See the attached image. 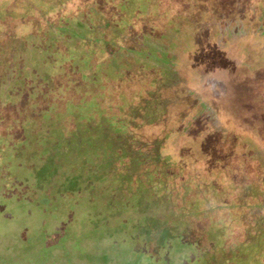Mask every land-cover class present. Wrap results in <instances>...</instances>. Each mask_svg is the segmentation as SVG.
<instances>
[{"label":"rangeland","instance_id":"374dc122","mask_svg":"<svg viewBox=\"0 0 264 264\" xmlns=\"http://www.w3.org/2000/svg\"><path fill=\"white\" fill-rule=\"evenodd\" d=\"M262 14L253 26L261 34ZM50 56L44 39L31 40L12 56L0 50V71L9 70L13 57L26 63L23 81L34 83L51 72ZM239 72L233 73L240 80L209 70L194 86L222 120L208 113L206 135L192 134L182 150L180 158L193 164L188 179H149L140 186L111 179L99 143L81 150L71 139L66 155L59 154L47 125L37 136L27 134L31 140L23 146L13 137L0 152V264H264V226L247 231L237 215H259L263 206L264 99ZM38 82L34 93L45 95ZM164 83L171 85L168 78ZM139 84L129 83L128 91L145 122L134 123L145 133L152 128L147 122L162 115L157 103L173 94L141 92ZM230 245L237 247L233 259Z\"/></svg>","mask_w":264,"mask_h":264},{"label":"trees","instance_id":"16d2710c","mask_svg":"<svg viewBox=\"0 0 264 264\" xmlns=\"http://www.w3.org/2000/svg\"><path fill=\"white\" fill-rule=\"evenodd\" d=\"M261 12L262 34L253 30ZM263 37L264 0H0V50L12 56L22 43L44 39L52 53L51 72L34 83L23 81L26 63L15 64L13 57L9 70L0 71V152L13 137L23 146L31 140L27 134L37 136L47 125L59 154L66 155L71 139L81 150L99 143L111 179H131L136 186L188 179L193 164L180 158L182 150L192 134L206 135L208 113L222 120L195 90L197 80L209 70L239 79L233 72L243 67L250 88L264 99ZM18 73L23 75L15 80ZM134 81L141 92L173 94L157 103L162 115L147 122L152 128L145 133L134 123H145L128 91ZM36 82L45 95L34 93ZM129 161L133 170L124 172ZM259 204V215L237 214L247 231L264 226V200Z\"/></svg>","mask_w":264,"mask_h":264}]
</instances>
